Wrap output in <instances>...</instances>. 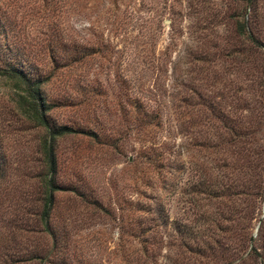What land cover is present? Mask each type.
<instances>
[{"label": "trees", "instance_id": "1", "mask_svg": "<svg viewBox=\"0 0 264 264\" xmlns=\"http://www.w3.org/2000/svg\"><path fill=\"white\" fill-rule=\"evenodd\" d=\"M89 1L26 0L22 10L13 11L8 6L1 10L4 19L14 13L32 24L25 33L14 32L18 47L12 48L8 42L0 45V82L6 88L10 112L19 117V126L29 136L28 152L22 157L30 156L29 162L18 161L12 167L14 177L21 176L24 185L11 198L13 207L7 234L0 243V264H93L81 252L74 236L78 227L71 223L89 225L95 217L107 220L104 233L111 237L104 242L113 246L111 252L118 254L121 264H204L197 257L207 256L206 252L229 254L230 227L242 218L238 200L247 198L251 216L256 201L264 195V21L257 16L258 0H245L244 9L251 7L253 11L251 19L235 21L233 32L244 40L259 64L257 92L263 98L234 99L229 113L222 110L219 101L199 92L202 97L197 107L206 112L196 123L184 119L178 111L184 98L165 83L175 64L172 49L181 29L171 26L170 21L169 29L163 31L164 5L157 2L152 105L134 95L132 80L122 68L111 73L122 92L114 93L117 98L107 105L106 81L101 78L110 71L106 72L102 63L109 61L107 43L102 38L91 39L100 37L102 28L90 24L87 30L91 31L76 37L71 18L88 17L93 11L102 17L115 16L119 0H91L92 8L87 7ZM130 1L134 0L125 1L124 11L130 10ZM210 41L213 57L217 48L214 39ZM186 48L178 58L184 53L197 60L206 56ZM171 107L177 109L170 114L175 120L173 127L167 117ZM192 125L199 126L196 136L173 149L175 144L167 139L171 132L175 129L182 136ZM64 139H76L78 144L61 148ZM79 142L97 146L99 155L94 157L91 170L76 169L75 161L88 157ZM189 143L202 155L199 164L190 169L192 180L186 181L181 192L190 194L195 207L204 201L197 218L211 222L212 227L170 219L165 208L164 200L175 192L181 177L171 171L183 173L186 169ZM111 152L127 156L125 169L139 167V173L123 178L120 187L118 179L103 175L99 180L96 176L98 168L109 165ZM2 161L0 155V177ZM206 206L216 210L207 214ZM110 231L115 232L113 237ZM232 249L234 252L233 245Z\"/></svg>", "mask_w": 264, "mask_h": 264}, {"label": "rangeland", "instance_id": "2", "mask_svg": "<svg viewBox=\"0 0 264 264\" xmlns=\"http://www.w3.org/2000/svg\"><path fill=\"white\" fill-rule=\"evenodd\" d=\"M25 1L0 0V19H4L5 16L2 15L1 10L7 6L13 11L18 8L22 10ZM125 1H117L118 7L115 9V16L102 17L99 12L93 11L88 17L74 15L71 18V25L76 37L91 31L87 30L90 24L95 26L99 24L102 28V35L100 37L93 36L91 39L100 40L102 38L104 43H107L105 54L109 61L103 60L102 63L107 66L106 72L110 71L108 75H101V78L106 81L104 98L107 105H112L117 98L114 93L122 92V87L111 75V73L114 74L116 68H122L132 80L134 95H140L145 99L144 101H148L152 105V35L155 28L154 5L156 2L164 5L161 20L163 31L169 29L170 21H172L171 26H178L181 29L180 38L172 49L171 59L175 64L171 72L170 70L167 72L165 83L172 91H178V95L184 98V101L178 106V111L181 110L184 119H190L196 123V119L200 118L199 115L206 112L204 108H198L196 104L201 101L199 98L202 96L219 101L222 110H229V113L233 111L229 105L234 102L232 101L234 99L239 101L245 97H251L253 100L263 98L257 92L259 64L252 59V54L244 40L234 35L233 32L235 21L246 17L251 19L253 11L251 7L244 9L245 0H143L142 2L134 0L129 2L130 10L124 11ZM12 4L18 7H14ZM92 5L90 0L87 7L92 8ZM256 9L258 18H262L264 21V0L257 1ZM14 15V13L8 14L6 19L0 21V45L8 42L12 48L18 47L14 32L18 30L25 33L28 24H32L26 18H16L18 16ZM4 32H7L6 40ZM212 38L217 48L215 50L217 54L213 57L210 55L213 50V47L210 46ZM163 45L164 43L160 41L159 48H162ZM185 47L191 51H201L206 56L197 60L184 53L182 57L178 58L180 51ZM181 83L185 85H181ZM191 87L196 88V91H192ZM199 92L201 97L198 95ZM9 105L6 88L0 82V155L3 156L1 162L3 170L0 177V238L2 239L0 243L3 242L4 236L7 234V221L13 207L11 198L14 193L18 194L21 186L24 185L21 176L14 177L12 167L18 161L29 162L30 157L27 156L26 159L22 157L28 152L27 139L29 136L26 130L19 126V117L10 112ZM169 111L170 113L167 114L168 125L173 127L175 120L172 115L177 109L171 107ZM198 127L190 126L182 136L176 134L174 129L170 137L167 138L175 144L173 149L182 140L188 142L193 139L196 136L194 132ZM132 139L128 140V144ZM77 144L76 139H64L60 142V147L67 149ZM80 147L84 148L88 157L75 161L76 169L79 171L91 170L94 157L99 155L97 146L93 143L83 142L80 143ZM186 147L187 153H189L186 158L187 163H185L186 169L183 173L176 170L171 171L174 176L181 174V177L175 192L164 200L165 208L170 219L189 223L195 227H212L211 222L197 218L199 212L204 208L202 206L204 201L195 207L189 200L190 194L181 192V187L185 186L186 181L192 180L193 171L190 169L199 164L202 155V151L190 143L186 144ZM188 148L190 149L188 150ZM111 154H113L112 163L110 161L109 165H105L104 168H98L96 176L99 180L103 175L104 177L110 176L111 179H118L117 186L120 187L123 184V178L134 177L139 173V167L133 170L125 169L127 156H117L113 152ZM94 179L95 182L97 178ZM177 179L179 177H176V181ZM263 199L264 195L256 201V209L254 213L250 212L251 216L247 211L250 210L247 198L241 197L238 200V209L241 211L242 218L232 222L230 227L229 234H231L232 240L230 239L229 243L232 252L221 254L219 250H216L213 255L206 252L207 256L199 255L198 261L204 264H264ZM214 210L216 209L213 206L205 207L207 214ZM90 223L89 225L82 224L80 221L71 223L74 227H78L74 236L80 245L81 252L93 264H121L117 258L118 254L113 255L111 252L113 246L111 244L107 246L104 242H107V236L111 237L104 233L108 226L107 220L95 217ZM221 224L225 225L228 222L221 221ZM111 234L113 237L115 232L113 231ZM249 237L252 239L250 240ZM254 253H256L255 256ZM157 263L161 264L159 261Z\"/></svg>", "mask_w": 264, "mask_h": 264}]
</instances>
